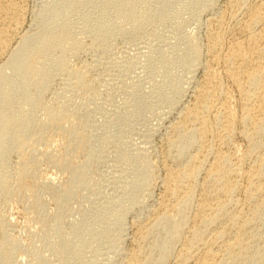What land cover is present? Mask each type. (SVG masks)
<instances>
[{"label":"rangeland","instance_id":"374dc122","mask_svg":"<svg viewBox=\"0 0 264 264\" xmlns=\"http://www.w3.org/2000/svg\"><path fill=\"white\" fill-rule=\"evenodd\" d=\"M1 1L0 65L23 37L35 36L33 48L67 28L72 41L44 52L38 88L17 96L12 111L22 109L31 123L27 148L18 152L3 140L6 264H264V131L253 127L264 116V56L234 80L222 61L237 42L243 57L264 44L258 28L251 42L242 34L253 0H135L140 17L132 18L120 12L124 0H66L59 15L61 0ZM190 46L200 51L194 64L185 61ZM8 71L4 84L16 87L18 76ZM253 71L259 82L247 87L242 76ZM31 95L39 103L25 106ZM56 105L67 119L60 130L56 120L45 122L50 128L36 141L38 120ZM203 105L200 124L185 123ZM175 125L197 137L181 156L172 146L183 133L174 134ZM88 154L85 180L74 184L72 172L82 174L77 168ZM63 247L72 252L68 260Z\"/></svg>","mask_w":264,"mask_h":264},{"label":"bare ground","instance_id":"6f19581e","mask_svg":"<svg viewBox=\"0 0 264 264\" xmlns=\"http://www.w3.org/2000/svg\"><path fill=\"white\" fill-rule=\"evenodd\" d=\"M3 1V0H2ZM2 1H1V3H2ZM52 1H54V0H52ZM62 2L61 3H57V5L55 4V10L54 11H56V15L58 14L59 15V13L61 12V10H62V7L63 6H65L66 5V0H61ZM134 1L135 0H124V3H125V5L127 6V8H125V9H123L122 11H120V12H122V15H123V17H125V18H132V16L133 15H135V17H140V15H137L136 16V14H133L134 12V10H133V3H134ZM230 1V0H229ZM241 1V0H240ZM243 1V0H242ZM7 2V1H6ZM60 2V1H59ZM70 2V1H69ZM146 2V1H145ZM159 2V1H158ZM243 2H245V1H243ZM252 2V1H251ZM253 2L256 4V6L257 7H254L255 9H256V11L254 10V12L252 13V12H250V10H249V12L250 13H252V14H248L249 15V17H248V19H247V25L245 26L246 27V29H244L243 31H242V34H244L247 38H248V40L251 42L254 38H256L255 36H252L251 35V33L253 34V29H259V32H260V34H259V36H258V38L260 37V36H264V0H253ZM253 2H252V4H253ZM7 3H9V2H7ZM11 3V2H10ZM9 3V4H10ZM53 3V2H52ZM56 3V2H55ZM75 3H76V1H75ZM118 3V2H117ZM136 3V2H135ZM147 3V2H146ZM160 3V2H159ZM242 3V2H241ZM3 4H5V3H3ZM11 4H14V3H11ZM11 4L9 5V6H11ZM72 4V3H71ZM70 4V5H71ZM120 4V3H119ZM138 4V3H137ZM149 4V3H148ZM147 4V5H148ZM230 4V3H229ZM254 4V5H255ZM1 5V4H0ZM15 5V4H14ZM117 5V4H116ZM124 5V6H125ZM161 5V4H160ZM207 5V4H206ZM231 5V4H230ZM237 5H239V4H237ZM253 5V6H254ZM1 6H3V5H1ZM0 6V7H1ZM54 5H52V7H53ZM68 6V5H67ZM135 6H136V4H135ZM164 6V5H163ZM16 7V6H15ZM15 7H11V8H13L12 10H11V12L12 11H14V9H15ZM147 7V6H146ZM150 7V6H149ZM157 7V6H156ZM234 7V6H233ZM2 8V7H1ZM5 8H8V7H6L5 6ZM64 8V7H63ZM124 8V7H123ZM135 8V7H134ZM211 8V7H210ZM243 8V7H242ZM253 8V7H252ZM3 9V8H2ZM9 9H10V7H9ZM8 9V10H9ZM18 9V8H17ZM20 9V8H19ZM147 9H149V8H147ZM146 9V10H147ZM151 10H152V8H150ZM156 9V8H155ZM161 9H162V7H161ZM165 9V8H164ZM51 10V9H50ZM49 10V11H50ZM100 10H103V9H100ZM150 10V11H151ZM157 10V9H156ZM159 10V9H158ZM204 10V9H203ZM252 10V9H251ZM44 11V10H43ZM47 11V10H46ZM65 11V10H64ZM142 11V10H141ZM145 11V10H144ZM162 11V10H161ZM241 11V10H240ZM245 11V10H244ZM2 12V11H1ZM4 12V11H3ZM104 12V11H103ZM108 12V11H107ZM154 12V11H153ZM246 12H247V10H246ZM44 13V12H43ZM62 13V12H61ZM138 13V12H137ZM146 13V12H145ZM162 13V12H161ZM160 13V14H161ZM15 14V13H14ZM45 14V13H44ZM104 14H106V13H104ZM121 14V13H120ZM141 14V13H140ZM149 14V13H148ZM155 14V13H154ZM236 15V14H235ZM40 16H42V15H40ZM44 16V15H43ZM47 16V15H46ZM121 16V15H120ZM142 16V15H141ZM154 16V15H153ZM163 16V15H162ZM5 17V16H4ZM16 17V16H15ZM39 17V16H38ZM57 17V16H56ZM157 17H158V15H157ZM13 17H11L10 19H12ZM41 18L42 17H39V19L41 20ZM57 18H59V17H57ZM86 18V17H85ZM91 18V17H90ZM100 18V17H99ZM144 18V17H143ZM142 18V19H143ZM163 18V17H162ZM165 18V17H164ZM233 18V17H232ZM7 19V18H6ZM44 19V18H43ZM50 19V18H49ZM48 19V20H49ZM94 19V18H93ZM92 19V20H93ZM141 19V18H140ZM148 19H149V17H148ZM236 19V18H235ZM55 20H56V18H55ZM91 20V21H92ZM96 20V19H95ZM139 20V19H138ZM147 20V19H146ZM151 20V19H150ZM216 20V19H215ZM88 21V20H87ZM102 21V20H101ZM106 21V20H105ZM3 22V21H2ZM6 22V21H5ZM12 22V21H11ZM38 22H39V20H38ZM94 22V21H93ZM98 21H96V23H97ZM100 22V21H99ZM103 22V21H102ZM141 22H142V20H141ZM140 22V23H141ZM95 23V22H94ZM106 23V22H105ZM148 23V22H147ZM213 23V22H212ZM216 24H218V26H220V23L218 22V21H216L215 22ZM4 24V23H3ZM10 24V23H9ZM91 24V23H90ZM99 24H101V23H99ZM103 24V23H102ZM142 24V23H141ZM237 24V23H236ZM246 24V23H245ZM87 25H89V23L87 24ZM93 25V24H92ZM108 25V24H107ZM143 25V24H142ZM70 26V25H69ZM98 26V25H97ZM135 26H137V24L135 25ZM61 27V26H60ZM101 27V26H100ZM2 28V27H1ZM66 28V27H65ZM89 28V27H88ZM102 28V27H101ZM67 29V28H66ZM65 29V30H66ZM92 29V28H91ZM64 29H62L61 30V28H60V34L58 35V34H56V35H58L57 37H56V35H55V38L54 39H52L51 37H48V38H51V39H47V37L46 36H43L42 38H39V39H37L36 40V45H34V47L32 48V45L30 46V43H28V41L30 40V39H33V38H35V36H33L32 34H34V33H32L31 35L32 36H26V37H23L22 39H21V42L18 44V46H17V48L10 54V56L7 58V60H5L6 62L5 63H3V64H1L0 65V158H2L3 156H4V153H5V150L6 151H8L9 149L7 148V149H5L4 148V145H3V140L5 141L6 139H8L7 141H8V143L12 146V145H14V148H16V149H18V152H21V151H23L24 149H26L27 148V146H26V137H25V133L27 132L26 130H25V128L26 129H28V131L30 130V128H31V123H30V118L29 117H26V116H23V113H24V111L21 109H16L15 111H17L16 113H15V111L13 112L12 110H13V108L15 107L14 106V104L16 105V101L18 100V97L21 95V96H23V97H25V94H30V87L31 86H34V88L36 89V88H38V87H36L37 85H39L38 83H39V81L41 80L40 78L42 77V76H44V72L42 71V70H40V67H39V63H38V59H40V58H42V55H43V53L44 52H46L47 50H49V51H51V49L50 48H53V51L54 50H56V48H60V49H62V51H63V49H65L66 48V46L70 43V42H72V41H70L69 42V39L67 38V35H69L70 36V34H65L64 32H66ZM71 30V29H70ZM70 30H68V31H70ZM75 31V30H74ZM256 31V30H255ZM26 32V31H25ZM217 33V32H216ZM222 33V32H221ZM10 34V33H9ZM74 34V33H73ZM213 35H215V34H213ZM50 36V35H49ZM240 36V35H239ZM54 37V36H53ZM214 36H210V39H212ZM70 38V37H69ZM79 38V37H78ZM209 38V37H208ZM209 39V40H210ZM219 39V38H218ZM1 40V39H0ZM71 40V39H70ZM221 40V39H220ZM220 42V41H219ZM249 42V43H250ZM35 43V42H34ZM184 43V42H183ZM182 43V44H183ZM32 44V43H31ZM213 44V43H212ZM252 44V43H251ZM185 45V44H184ZM190 45H192V44H190ZM69 46H71V43H70V45ZM188 46V45H187ZM209 46V45H208ZM212 46V45H211ZM216 47V46H215ZM186 48V47H185ZM242 48V43H240V42H237V44H235V45H233V47L230 49V54H228V55H226L224 58H223V63L226 65V68H228L227 69V71H229L228 73H229V75H230V77H232V79L234 80L235 78H237L239 75H238V72L239 73H241L242 71H241V68H246V67H248V66H256L257 65V62H256V60L259 58V57H262V56H264V44L263 45H255V46H253L252 48H250L249 49V53H248V55H247V57H243V56H240V55H238V53H239V50ZM71 49V48H70ZM187 49V48H186ZM190 49H191V56L190 55H188L187 57H188V59L187 60H185L186 62H191V63H193L194 64V62L196 61V60H199V50L197 49V46H194V47H192L191 48V46H190ZM57 50H59V49H57ZM67 50H69V48L67 49ZM180 50V49H179ZM214 48L213 47H210L209 48V53L211 54V53H214ZM187 51V50H186ZM0 52H1V50H0ZM47 53H48V51H47ZM186 53V52H185ZM245 53V52H244ZM178 54V53H177ZM214 55V54H213ZM186 56V55H185ZM62 58V57H61ZM180 58H181V56H180ZM185 59V58H184ZM184 59H181L182 61L181 62H183L184 61ZM41 60V59H40ZM177 61V60H176ZM184 61V63H186ZM220 61V60H219ZM222 61H221V63H222ZM60 62H61V60H60ZM180 62V63H181ZM42 62H40V66L42 67V64H41ZM213 63V62H212ZM177 64V63H176ZM184 65V64H183ZM222 65V64H221ZM224 65V66H225ZM179 67V66H178ZM43 68H44V66H43ZM43 68H41V69H43ZM10 71V73L11 74H16L17 76H18V84H17V86L16 87H14V86H10V85H8L7 83H6V85L4 84V82H5V80H6V78L8 77V75L7 74H5V71ZM47 70V69H46ZM87 70V69H86ZM238 70V71H237ZM245 70V69H244ZM8 71V72H9ZM225 71V70H224ZM264 71V70H263ZM47 72V71H46ZM194 72V71H193ZM10 73H9V75H10ZM261 74V73H260ZM42 75V76H41ZM47 75V74H46ZM74 75L76 76V79L79 81V82H81V80H82V74L81 73H77V72H75L74 73ZM190 76V75H189ZM243 78H244V80H245V85L247 86V87H250L251 85L253 86L254 84H258V82H259V76H258V73L257 72H255V71H253V72H251L250 74H246L245 76L243 75L242 76ZM262 77H264V73H263V75H262ZM175 79V78H174ZM260 80H261V78H260ZM191 82V81H190ZM173 83V82H172ZM253 87H251V89H252ZM254 88H256V87H254ZM258 88V87H257ZM31 89H33L32 87H31ZM246 89V88H245ZM250 90V89H249ZM252 90H254V89H252ZM257 90V89H256ZM246 91V90H245ZM255 91V90H254ZM260 91L262 92V95H263V98H264V83L263 84H261V86H260ZM249 92V91H248ZM209 93V92H208ZM245 93V92H244ZM253 93H256V91L255 92H253ZM247 94V93H246ZM18 96V97H17ZM32 96V95H31ZM248 96H250L249 94H248ZM39 97H34V96H32L31 98H29V100L27 101V103H24V105L25 106H27V105H34V104H38L39 103V99H38ZM205 100V99H204ZM246 100V99H245ZM253 100V99H252ZM248 101V100H247ZM258 101H259V99H258ZM17 102H19V101H17ZM20 104H22V103H20ZM196 104V103H195ZM18 105V104H17ZM47 104H45V106H46ZM52 105V104H51ZM60 105V104H59ZM197 105V104H196ZM208 105V104H207ZM207 105H203L202 107H199V112H196V113H189L188 115H186L185 117H184V120H185V123L187 122V124H188V122H190V121H192V122H196V124H195V126H197V122H199V119H200V116H199V114L200 113H202L203 111H205L206 110V112L208 111V106ZM20 106V105H19ZM57 106V105H56ZM55 106V107H56ZM207 106V107H206ZM43 107V106H42ZM48 107V106H47ZM60 107V106H59ZM59 107L57 106V108H55L54 109V107L52 108V109H49V108H51V107H49L45 112H46V116H45V121H41L40 122V120H38L39 122H38V124H39V126L38 127H36V128H38V132H36L37 134H38V137H37V135H35L34 133H33V135L35 136V140L36 141H38V140H41V138L43 137V135H44V133H45V131L46 130H48L49 128H50V125H46L45 124V122H47V121H50V120H56V122H58V125L56 126V130H60L62 127H61V125H60V122H62V121H64V120H66L67 119V115H64L63 113H62V111H61V109H59ZM251 107V106H250ZM16 108H17V106H16ZM23 108V107H22ZM247 109V108H246ZM262 111H263V109H262ZM261 111V112H262ZM6 112L8 113V115L6 114ZM15 113V114H12V113ZM64 112V111H63ZM206 112H205V114H206ZM264 112V111H263ZM214 113H216V111L214 112ZM264 114V113H263ZM7 115V116H6ZM10 115V116H9ZM184 115V114H183ZM220 115V114H219ZM248 114H246V116H247ZM249 116V115H248ZM250 116H251V114H250ZM261 116H263V115H261ZM8 117V118H7ZM220 117V116H219ZM244 117V116H243ZM249 118H251V117H249ZM258 118V117H257ZM257 118H256V120H257ZM43 119V118H42ZM259 119V118H258ZM17 121V122H16ZM29 122L28 124L30 125V128H29V126H26V122ZM160 121V120H159ZM181 121V120H180ZM219 122V121H218ZM255 122V121H254ZM17 123H19V125H17V126H19V127H17L16 126V124ZM40 123H42V124H40ZM50 123H52L51 121H50ZM184 123V124H185ZM193 123V124H194ZM252 123V122H251ZM187 124H186V126H187ZM190 124V123H189ZM188 124V125H189ZM199 124H200V122H199ZM198 124V125H199ZM246 124V123H245ZM252 124H254V123H252ZM251 124V125H252ZM256 125H254L253 127H258L262 132L264 131V116H263V118L260 120L259 119V121H257L256 123H255ZM33 126V125H32ZM178 126V125H177ZM185 126V125H184ZM34 127V126H33ZM175 128H174V130L172 129V131H174V134L176 133V132H183L182 134H180V135H178V136H176L177 135V133H176V137L175 138H177L175 141H173V143H172V146H174V147H176L177 148V151H178V154L180 155V154H183V153H185V151L189 148V147H191L194 143H195V140H196V138L197 137H195V134H196V132H194V130L193 131H191L190 129L188 130L186 127V129L188 130V131H186L185 129V131L184 130H182L181 128H182V126L178 129L177 127H176V125L174 126ZM179 127V126H178ZM192 127V126H191ZM199 127V126H198ZM252 127V126H251ZM250 127V128H251ZM252 127V128H253ZM35 128V127H34ZM74 128V127H73ZM199 128H201V127H199ZM220 128V127H219ZM193 129V128H192ZM70 130V129H69ZM182 130V131H181ZM26 131V132H25ZM35 131H36V129H35ZM34 131V132H35ZM61 131H63V130H61ZM196 131H197V129H196ZM254 131V130H253ZM202 132V131H201ZM74 133V132H73ZM204 134V133H203ZM260 134V133H259ZM148 135V134H147ZM198 135V134H197ZM250 135V134H249ZM9 136V137H8ZM174 136V135H173ZM173 136H172V140H173ZM247 137V136H246ZM250 137V136H249ZM77 138V137H76ZM81 138V141H86V138H83V137H80ZM153 138V137H152ZM252 138V137H251ZM200 139H201V137H200ZM9 141H11V142H9ZM169 141H170V139H169ZM250 141V140H249ZM6 142V141H5ZM33 142V141H32ZM72 142V141H71ZM7 143V144H8ZM7 144H6V146H7ZM10 145H8V146H10ZM7 146V147H8ZM26 146V148H24ZM79 149V148H78ZM11 151V150H10ZM17 153V152H16ZM5 154H7V153H5ZM7 156V155H6ZM10 156V155H9ZM181 156V155H180ZM4 158V157H3ZM25 160V159H24ZM23 160V161H24ZM89 161H90V155L88 154L87 155V157H86V160H85V162L82 164V165H80L77 169H79L81 172L79 173V174H83L84 173V171L83 170H85L87 167L86 166H88V163H89ZM133 162V161H132ZM264 162V161H263ZM65 163V162H64ZM70 163V162H69ZM135 163V162H134ZM23 164V169L24 170H26V168H28V164L26 163V162H24V163H22ZM21 164V165H22ZM133 164V163H132ZM137 165V164H136ZM60 166V165H59ZM141 166V165H140ZM144 166H142V168H143ZM147 167V166H146ZM145 167V168H146ZM132 168V167H131ZM29 169V168H28ZM136 169V168H135ZM134 169V170H135ZM137 169H138V167H137ZM132 170V169H131ZM139 170V169H138ZM77 171V170H76ZM75 170L72 172V176H71V178H72V182L74 183V184H76V183H83V181L85 180L84 179V174L82 175H74V173L76 172ZM136 171V170H135ZM134 171V172H135ZM145 171V170H144ZM8 172V171H7ZM28 172V171H27ZM138 172V171H137ZM137 172H135V173H137ZM142 172V171H141ZM143 173V172H142ZM217 173V172H216ZM216 173H214V174H216ZM2 174V173H1ZM0 174V175H1ZM134 174V173H133ZM214 174H213V176H214ZM10 175V174H9ZM24 175H25V173H24ZM24 175H23V177H24ZM136 175V174H135ZM141 175H144V174H141ZM6 176H4V178H3V180H1L0 179V193H2V190L4 189V191L5 190H7L6 189V187H5V182H4V180L6 181V180H8L7 178H5ZM133 177H134V175H133ZM140 177V176H139ZM0 178H1V176H0ZM142 178H145V177H143L142 176ZM140 180H141V178H139ZM19 180V179H18ZM137 180V179H136ZM145 181V180H144ZM143 180L142 181H140V182H144ZM135 182V181H134ZM139 182V181H138ZM144 184V183H143ZM6 185H7V183H6ZM138 185V184H137ZM134 186H136V185H134ZM8 188V187H7ZM223 190V189H222ZM3 191V192H4ZM227 191V190H226ZM259 191V190H258ZM260 191H261V189H260ZM67 192V191H66ZM174 193V192H173ZM192 193V192H191ZM1 195V194H0ZM242 208V207H241ZM118 212V211H117ZM123 213V212H122ZM97 216H99V215H97ZM115 216V215H114ZM113 216V217H114ZM98 218V217H97ZM120 218H121V216H120ZM86 219V218H85ZM115 219V218H114ZM163 219V221H166V224L167 223H169V222H167L168 220L167 219H164V218H162ZM237 219V218H236ZM111 220V219H110ZM120 220V219H119ZM83 221V220H82ZM114 221V220H113ZM161 221V220H160ZM88 222V221H87ZM89 223V222H88ZM172 223V222H171ZM86 224V223H85ZM165 224V223H164ZM83 225V224H82ZM90 225V224H89ZM85 226V225H84ZM167 226H169V225H167ZM166 226V231H169V233H170V231L172 230L170 227H172V228H174L173 226H171V224H170V227L168 228ZM165 227V226H164ZM79 228V227H78ZM82 229H83V226L81 227ZM86 229H88V228H86ZM77 230V229H76ZM79 230V229H78ZM174 230V229H173ZM88 231V230H87ZM175 231V230H174ZM173 231V232H174ZM193 232V231H192ZM80 233V232H79ZM78 232H77V234H79ZM91 233V232H90ZM224 233V232H223ZM74 235V234H73ZM78 236V235H77ZM83 236V235H82ZM91 236V235H90ZM170 236V235H169ZM80 238V237H79ZM87 238V237H86ZM77 239V238H76ZM81 239V238H80ZM92 239V238H91ZM75 240V239H74ZM83 240V239H82ZM88 240V239H87ZM85 241V240H84ZM84 241H82V242H84ZM87 242V241H86ZM85 242V243H86ZM77 243V242H76ZM79 244H80V242H79ZM1 245H2V243H0V247H1ZM75 245V244H74ZM74 245H73V247H74ZM81 245H83L82 243H81ZM72 246V245H71ZM71 246H69V247H71ZM67 247V246H66ZM81 247V246H80ZM64 248V247H63ZM79 248V247H78ZM74 249V248H73ZM72 249V250H73ZM80 249V248H79ZM62 250H64L63 251V254H65L66 255V259L69 257V256H71V251L69 252V251H67V250H65V248L64 249H62ZM226 250V249H225ZM77 251H79L78 249L76 250V252ZM73 252H75V251H73ZM118 253V252H117ZM166 253V252H165ZM73 255V254H72ZM162 255H164V253H162ZM162 255H161V258H162ZM135 256V255H134ZM72 258V257H71ZM79 258V257H78ZM160 258V259H161ZM194 258V257H193ZM63 259V258H62ZM74 259V258H73ZM118 259V258H117ZM68 260V259H67ZM161 260H163V259H161ZM71 261H73V260H71ZM77 261V260H76ZM65 262L67 263V261L65 260ZM78 262V261H77ZM77 262H75V263H77ZM129 262V261H128ZM65 263V264H66ZM0 264H6V258L5 257H0Z\"/></svg>","mask_w":264,"mask_h":264}]
</instances>
